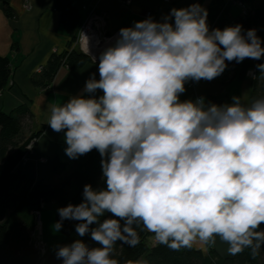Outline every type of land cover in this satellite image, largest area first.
Returning <instances> with one entry per match:
<instances>
[{
    "label": "clouds",
    "instance_id": "1",
    "mask_svg": "<svg viewBox=\"0 0 264 264\" xmlns=\"http://www.w3.org/2000/svg\"><path fill=\"white\" fill-rule=\"evenodd\" d=\"M207 17L194 2L122 27L100 53L88 95L48 106L65 154L98 151L105 184H85L81 203L57 210V232L64 220L78 221L76 233L98 245L60 246L62 264H119L114 247H135L137 229L173 251H206L217 237L232 256L250 250L255 259L264 250V96L250 104L247 93L224 104L180 99L189 81L264 58V41L240 24L210 29ZM256 67L264 74V63Z\"/></svg>",
    "mask_w": 264,
    "mask_h": 264
},
{
    "label": "trees",
    "instance_id": "2",
    "mask_svg": "<svg viewBox=\"0 0 264 264\" xmlns=\"http://www.w3.org/2000/svg\"><path fill=\"white\" fill-rule=\"evenodd\" d=\"M237 1L244 6V11L233 20L232 26L240 24L244 30L255 28L257 35L264 41V0H260L257 5H253L256 0ZM56 5L61 12V20L69 40L64 50L52 52L46 63L40 66V70L32 74V84L44 90L50 87L61 67L77 71L91 61L86 54L70 48L81 23L78 11L69 0H56ZM3 9L8 16H15L7 4L3 5ZM214 28L222 29L219 25H214ZM98 62H95L97 68ZM261 63H264V58H246L241 63H230L239 77H244L248 69H254L253 76L256 78H251L250 103L264 96V74L256 67ZM11 76L8 56L0 55V92L8 87ZM96 79H99V72ZM180 99L183 101L188 97L183 93ZM31 119L32 112L27 103L17 105L9 112L0 110V264H62V259L56 256L60 246L69 245L77 239L90 248L98 246L91 239L90 233L83 237L76 233L75 225L78 221L64 220L60 230L62 238L53 250L49 253L46 251L45 256L40 257L34 248L32 233L36 225L35 210L40 209L43 204L55 202L54 218L57 222L60 219L57 211L59 208L82 202L85 184H91L94 189L103 188L105 184L101 178V157L96 150L72 159L69 165L56 160L53 167V173L58 176L56 182L35 180L21 164L29 139L39 134L33 132L28 137L24 135L25 123ZM104 218H109V215L106 214L101 219ZM137 231L139 243L135 247L120 243L114 247L113 258L119 264H264V250L255 259L249 254L250 250L236 256H222L214 249L204 253L195 246L173 251L154 242L150 238L153 233L139 229Z\"/></svg>",
    "mask_w": 264,
    "mask_h": 264
},
{
    "label": "crops",
    "instance_id": "3",
    "mask_svg": "<svg viewBox=\"0 0 264 264\" xmlns=\"http://www.w3.org/2000/svg\"><path fill=\"white\" fill-rule=\"evenodd\" d=\"M83 20L91 8L104 10L108 13L106 29L108 32L122 27H131L135 21L144 20V12L151 10L153 19L160 21L172 8H185L198 2L208 11L207 23L210 29L214 25L223 28L232 26L233 20L243 13L244 6L237 0H174L167 4L162 0H133L130 6L123 5L120 0H69ZM256 0L253 5H257ZM30 4V8L25 4ZM7 4L14 12V17L8 16L3 5ZM69 35L61 20V12L56 0H0V55L8 56L12 68V85L0 92V110L9 112L19 104L27 103L32 112V119L26 127V133L38 132L33 153L22 163V168L31 174L35 180L56 182L58 176L53 173L56 160L70 164L65 154L67 147L64 133L54 132L47 124L50 112L48 106L62 105L72 96L84 94L86 81L98 68L95 62L85 63L77 71L61 67L46 90L34 86L31 76L37 68L44 65L54 51H62L67 47ZM250 78L239 77L228 63L224 73L212 80L185 84V94L188 99L205 97L206 102L216 99L231 103L233 96L247 93L243 102L250 104ZM102 94L97 92L96 95ZM38 156H44L46 161L39 162ZM54 203V202H52ZM56 205V203H54ZM44 206V204L42 205ZM154 234L150 238H153ZM207 253L214 249L222 256L229 255L228 245L217 237L216 244L203 250Z\"/></svg>",
    "mask_w": 264,
    "mask_h": 264
},
{
    "label": "built area",
    "instance_id": "4",
    "mask_svg": "<svg viewBox=\"0 0 264 264\" xmlns=\"http://www.w3.org/2000/svg\"><path fill=\"white\" fill-rule=\"evenodd\" d=\"M131 1L132 0H123L125 4H129ZM164 1L169 2L170 0ZM25 7L30 8V4L26 3ZM105 17L106 13L103 10H98L94 7L89 9L86 16L81 21L80 26L78 27L79 29L76 38L72 42L70 48L84 52L90 57H96L99 56L107 46L114 43L120 29L113 32H108L106 29ZM148 17H151L150 11H146L144 13V18L147 19ZM39 70L40 67L37 68V71ZM245 74L252 78L254 69H248ZM34 213L36 215V224H39V211L35 210ZM32 237L34 248L37 250L40 257H44L46 254V249L41 237L39 238L34 235V232L32 233ZM152 240L155 242V237H153Z\"/></svg>",
    "mask_w": 264,
    "mask_h": 264
},
{
    "label": "rangeland",
    "instance_id": "5",
    "mask_svg": "<svg viewBox=\"0 0 264 264\" xmlns=\"http://www.w3.org/2000/svg\"><path fill=\"white\" fill-rule=\"evenodd\" d=\"M162 1L165 2V3H167V4H171L174 0H170L169 2H166L164 0H162ZM120 2L123 5H125V6H130L132 4L133 0L129 4H125L123 2V0H120ZM146 11H150L151 17L153 18V12L151 10H146ZM104 12L106 13L105 21L107 23L108 13L106 11H104ZM77 32H78V30H77ZM76 35H77V33H76ZM91 61H93V60H91ZM93 62H96V61H93ZM244 77L250 78L246 74H244ZM11 85H12V81H11V78H10L9 81H8V83H7V86L9 87ZM7 88H5V89H7ZM29 121H27L25 123V126L27 124H29ZM26 132H27L26 131V127H24V135L26 137L30 136L33 133V132H31V133H28L27 134ZM38 132L40 134V131H38ZM39 134L37 136H33V137H31L29 139L27 145H30V146H27L26 145L27 152L23 155L22 163L26 162V160H28V157L30 156V154L33 153L34 148H35V145H36V141L38 139ZM38 161L39 162H44V161H46V158L44 156H38ZM54 203H52V202L46 203V204H44V206H41L40 209H38V211H39V224H36L35 225V229L33 230L34 235H36L39 238L41 237V239H42V241L44 243L45 249H46V251L48 253L55 248V246L57 245V243L62 238V235H61L60 231L57 232L55 230V228H54V225L56 223L55 218H54V213H55L56 205Z\"/></svg>",
    "mask_w": 264,
    "mask_h": 264
},
{
    "label": "water",
    "instance_id": "6",
    "mask_svg": "<svg viewBox=\"0 0 264 264\" xmlns=\"http://www.w3.org/2000/svg\"><path fill=\"white\" fill-rule=\"evenodd\" d=\"M82 53H84V52H82ZM84 54H85V53H84ZM86 55H87V54H86ZM87 56H88V55H87ZM89 57H90V56H89ZM98 58H99V56H96V60H95V61H99ZM90 59L93 60L92 57H90ZM93 61H94V60H93ZM210 102L215 103V104H223L222 101H220V100H216V99L210 100Z\"/></svg>",
    "mask_w": 264,
    "mask_h": 264
}]
</instances>
